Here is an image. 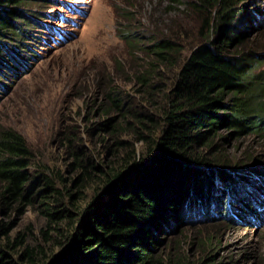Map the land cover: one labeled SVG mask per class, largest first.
I'll return each instance as SVG.
<instances>
[{"label": "trees", "instance_id": "trees-1", "mask_svg": "<svg viewBox=\"0 0 264 264\" xmlns=\"http://www.w3.org/2000/svg\"><path fill=\"white\" fill-rule=\"evenodd\" d=\"M33 1L0 0V67L11 61L7 47L36 41L31 32L41 15L22 10ZM248 5L187 1L202 15L198 40L185 55L169 37L142 46L147 61L133 77L141 106L107 86L104 101L86 112L96 120L64 137L67 178L37 170L23 138L0 131V264H179L160 254V234L195 218L211 222L220 197L226 216L257 223L264 214V172L247 166L233 175L228 171L236 165L204 154L242 136L264 135V55L240 48L261 19ZM49 21L47 36L56 33ZM121 36L139 49V36L128 30ZM245 185L260 202L251 223L243 214L252 211L251 195L234 190ZM29 208L43 220L38 239L28 226L11 234Z\"/></svg>", "mask_w": 264, "mask_h": 264}, {"label": "rangeland", "instance_id": "rangeland-1", "mask_svg": "<svg viewBox=\"0 0 264 264\" xmlns=\"http://www.w3.org/2000/svg\"><path fill=\"white\" fill-rule=\"evenodd\" d=\"M187 1L37 0V3H26L28 7L22 9L24 14L36 13L41 19L32 28L35 42L23 45L12 42L7 47L11 61L8 66L0 67V131L10 129L23 138L37 170L67 178L64 137L70 131L78 133L86 119L96 120L95 115L86 112L103 100L107 86L141 106L133 93L137 87L133 77L147 61L142 46L152 43L153 39L169 37L183 47L182 55H185L186 49L198 40L202 15L188 8ZM247 1L248 8H255L261 19L246 31L247 40L240 48L264 55V0ZM127 13L131 15L126 17ZM46 20L54 24L55 34L44 33L49 30ZM125 30L140 37L141 43L135 45L139 49H130L128 40L122 39L121 33ZM91 102H94L92 106ZM134 147L137 151L142 148L138 144ZM204 154L213 161L227 160L233 163L232 168L236 165V169L228 171L233 175L243 174L247 166L264 172V135L242 136L226 142L219 151L208 150ZM246 186H237L234 190L240 195H251L252 211L248 214L243 210L251 223L248 218L252 214L255 217L253 208L260 202L254 189ZM223 203L226 204L220 197L211 222L200 223L195 218L191 224L166 229L159 237L160 254L179 264H196L207 257L212 260L210 264H264V214L257 215L259 220L255 225H246L235 221L229 213L230 217L226 216ZM230 208L234 215H239L231 204ZM17 221L11 234L28 226L38 239L36 229L43 223L38 213L29 208Z\"/></svg>", "mask_w": 264, "mask_h": 264}]
</instances>
